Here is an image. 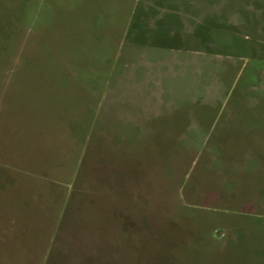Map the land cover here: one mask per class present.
<instances>
[{"label":"rangeland","instance_id":"obj_1","mask_svg":"<svg viewBox=\"0 0 264 264\" xmlns=\"http://www.w3.org/2000/svg\"><path fill=\"white\" fill-rule=\"evenodd\" d=\"M263 123L264 0H0V264H264Z\"/></svg>","mask_w":264,"mask_h":264},{"label":"crops","instance_id":"obj_2","mask_svg":"<svg viewBox=\"0 0 264 264\" xmlns=\"http://www.w3.org/2000/svg\"><path fill=\"white\" fill-rule=\"evenodd\" d=\"M264 124V123H263ZM263 129V130H262ZM261 130H259V133H260V137H264V128H262ZM251 131V130H250ZM252 131H255L256 133H258V131L257 130H252ZM262 143H264V141L262 142ZM251 154L250 155H252V156H260V157H264V147H260L259 149H251ZM257 153H259V155H257ZM263 161V160H262ZM252 192H253V190H252ZM251 192V193H252ZM252 194H254V192L252 193ZM20 234H22V232L20 231ZM33 253V252H32ZM30 256H31V254H29ZM28 262L29 261H26L25 262V264H28Z\"/></svg>","mask_w":264,"mask_h":264}]
</instances>
